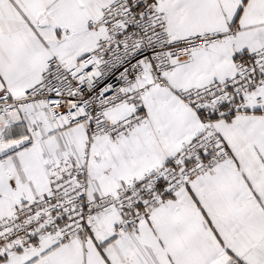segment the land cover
Masks as SVG:
<instances>
[{
    "label": "snow or ice",
    "instance_id": "6c2138e0",
    "mask_svg": "<svg viewBox=\"0 0 264 264\" xmlns=\"http://www.w3.org/2000/svg\"><path fill=\"white\" fill-rule=\"evenodd\" d=\"M0 264H264V0H0Z\"/></svg>",
    "mask_w": 264,
    "mask_h": 264
}]
</instances>
